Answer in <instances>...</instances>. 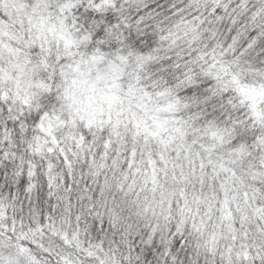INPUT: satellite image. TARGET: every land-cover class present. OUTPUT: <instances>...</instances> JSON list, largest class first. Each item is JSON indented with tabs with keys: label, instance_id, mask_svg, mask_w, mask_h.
Returning <instances> with one entry per match:
<instances>
[{
	"label": "snow or ice",
	"instance_id": "snow-or-ice-1",
	"mask_svg": "<svg viewBox=\"0 0 264 264\" xmlns=\"http://www.w3.org/2000/svg\"><path fill=\"white\" fill-rule=\"evenodd\" d=\"M0 264H264V0H0Z\"/></svg>",
	"mask_w": 264,
	"mask_h": 264
}]
</instances>
